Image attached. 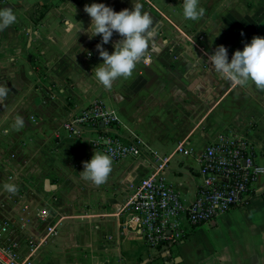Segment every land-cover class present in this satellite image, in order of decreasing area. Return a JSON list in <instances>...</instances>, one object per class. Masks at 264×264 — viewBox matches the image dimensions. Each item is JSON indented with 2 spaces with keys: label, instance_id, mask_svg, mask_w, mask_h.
Here are the masks:
<instances>
[{
  "label": "crops",
  "instance_id": "obj_1",
  "mask_svg": "<svg viewBox=\"0 0 264 264\" xmlns=\"http://www.w3.org/2000/svg\"><path fill=\"white\" fill-rule=\"evenodd\" d=\"M75 1L0 0V8L11 7L17 17L13 24L0 30V84L8 88L0 101V144L1 150L12 144L19 153L22 151L16 159H0V167L30 166L35 154L43 152L46 156L40 155L36 164L49 168L41 189L26 179L23 168H18L7 176V182L17 184L15 192L2 190L16 197L55 195L48 211L58 234L49 236L51 241L46 245L41 246L44 240L40 241L32 264H264V174L254 184L249 203L197 225L167 250L150 246L129 222L139 182L153 167L148 172L137 160L111 159V170L101 184L84 179L81 174L59 173L57 167L68 165L69 161L61 154L58 158L57 152L66 150L72 140H83L85 158L90 159L98 151L97 145L91 144L98 129H86L84 135L75 136L63 126L67 119L97 100L119 116L120 122L110 127L112 133L125 139L135 133L154 148L169 150L164 156L168 159L167 180L187 202L196 197L200 187L199 162L193 154L185 155L178 148L189 147L198 152L216 136L203 137L198 124L187 127V119L198 116L201 109L186 105L187 101H200L195 94L199 88L186 93L191 78L184 76L185 72L196 71V63L182 64L180 76L169 64L172 55L185 56L190 51L186 37L192 34L186 31L188 18L183 16V0H140L142 11L152 17L145 50L147 62L144 57L139 58L131 74L118 77L111 88L99 83L92 71L102 61L96 48L100 35L89 38L70 26L83 23L87 27L90 16L84 5L92 0ZM104 2L117 11L133 6L132 0ZM119 38L114 33L112 41ZM104 46L113 50L111 42ZM197 46L193 52H199ZM225 46L231 57L244 45L238 46L237 39L229 36ZM230 82L229 94H233L238 84ZM17 115L24 118L21 128L12 126ZM249 138L264 166V140L258 135ZM176 143L180 144L175 149ZM56 172L58 180L51 176ZM46 178L57 188L46 191ZM76 182H81L82 191ZM74 196L81 197V206L75 203ZM95 196L98 203L89 207L90 197ZM22 245V255L27 256L29 251L25 254Z\"/></svg>",
  "mask_w": 264,
  "mask_h": 264
},
{
  "label": "rangeland",
  "instance_id": "obj_2",
  "mask_svg": "<svg viewBox=\"0 0 264 264\" xmlns=\"http://www.w3.org/2000/svg\"><path fill=\"white\" fill-rule=\"evenodd\" d=\"M198 5L204 9L199 21L193 22L192 19L188 18L185 22L186 31L192 34L186 37V45L191 52L187 51L185 56L184 54H174L169 61L171 69L177 71L178 76L183 74L182 64L196 63V71L185 72L184 76L191 78V86L186 87V93L188 94L192 90L194 92L196 88H199L195 94H197L196 97L200 98V101H187L186 105L201 106V109L198 116L187 119V127L198 124L202 128L203 137H207V139L213 138L218 133L233 131L246 137L258 135L264 140V88H258L253 82L249 81L244 85L238 84L237 92L229 94L231 82L225 79L209 63V56L215 50L213 46L225 45L229 41V36L237 39L238 46L250 42L254 35L264 36V0H198ZM153 24L160 25L161 23L154 22ZM210 37H213V39ZM197 45L200 46L198 48L200 49L199 52H193L194 47H198ZM180 66H182L181 70H179ZM190 69H192V66ZM44 72L43 69L42 73ZM194 80H197L195 84L197 87H193ZM69 104L72 105L73 103L69 101ZM91 144L95 145L94 142ZM179 144L174 145L175 149ZM1 146L0 144V159L15 158L22 153V151L19 153L16 146L12 144L4 150H1ZM85 147L83 140L76 138L66 145V150L57 152L58 158L61 154L69 161L68 165L57 167L60 174H81L83 161L89 159L85 158ZM151 147L162 156H167L166 154L169 151L162 152L153 146ZM96 148L101 152L97 146ZM40 155L46 156L43 152H40L39 155L35 154L34 163L30 166L23 167L20 164L19 166L13 164L8 169L0 167V232L3 236L18 239L21 245H24L22 246L25 254L30 251L29 239H34L36 242L44 240L41 246L50 243L51 239L48 238L49 236L46 238V236L49 232V225L53 221L49 216L42 219L37 213L43 207L49 210L50 204L52 205L55 201V195L45 194L46 197L43 198L32 194L16 197L12 196V193L7 195L2 189H5L4 185L9 183L7 182L9 172H14L18 168H23L22 172L26 179H29L36 187L41 189L43 178L48 174L49 168L36 164L37 160L42 158ZM129 158L144 164L146 171H150L153 157L149 153H142L137 157ZM56 175L59 174L57 172L51 174L53 178L58 180ZM13 184L15 183L13 182ZM75 184L79 189L81 188V182ZM15 185L17 187V184ZM80 190L82 191V189ZM74 199L75 203L81 206L79 203L81 197L74 196ZM43 202L44 204H42ZM97 203L98 198L95 196L90 197V203L87 205L91 207Z\"/></svg>",
  "mask_w": 264,
  "mask_h": 264
},
{
  "label": "built area",
  "instance_id": "obj_3",
  "mask_svg": "<svg viewBox=\"0 0 264 264\" xmlns=\"http://www.w3.org/2000/svg\"><path fill=\"white\" fill-rule=\"evenodd\" d=\"M118 122L116 112L97 100L67 119L63 126L75 136L84 135L86 129H98L93 142L113 160L122 161L142 153L153 157V170L139 182L129 220L134 232L150 246L169 250L179 244L192 227L249 203L254 184L264 174L255 143L244 135L232 131L218 133L198 152L180 146L179 151L193 154L199 162L200 187L196 197L187 202L167 180L168 159L135 133L129 139L112 133L111 125ZM37 214L46 219L49 211L43 207ZM57 234V225L50 224L46 238ZM28 242L30 251L23 256L18 239L0 232V264H32V255L40 242L34 239Z\"/></svg>",
  "mask_w": 264,
  "mask_h": 264
},
{
  "label": "clouds",
  "instance_id": "obj_4",
  "mask_svg": "<svg viewBox=\"0 0 264 264\" xmlns=\"http://www.w3.org/2000/svg\"><path fill=\"white\" fill-rule=\"evenodd\" d=\"M132 5L131 8L124 7L117 11L104 0H92L84 5V11L90 16L87 27L83 23L70 25L78 34L84 32L89 38L100 35L96 48L102 61L92 71L96 80L105 88H111L118 77L131 74L139 58L144 57L147 62L145 50L151 35L149 27L152 25V17L147 11H142L140 0H132ZM203 13L204 9L199 7L198 0H183L185 18L196 20ZM16 18L11 7L0 8V30L13 24ZM114 33L119 34L120 38L112 41ZM109 42L113 45L111 52L104 46ZM209 63L233 83L244 85L251 81L256 87L264 88V36L254 35L242 49H236L230 59L227 47L224 44L217 45L209 56ZM7 91V85L0 84V101L7 95ZM12 126L23 127V116L17 115ZM111 167V156L95 150L90 159L83 161L80 173L84 179L101 184L106 180ZM4 188L15 192L16 185L7 183Z\"/></svg>",
  "mask_w": 264,
  "mask_h": 264
},
{
  "label": "water",
  "instance_id": "obj_5",
  "mask_svg": "<svg viewBox=\"0 0 264 264\" xmlns=\"http://www.w3.org/2000/svg\"><path fill=\"white\" fill-rule=\"evenodd\" d=\"M56 188H57V184L52 183L51 180H50V178H46V179H45V182H44V189H45L46 191H52V190H54V189H56ZM179 258H180V257H178L177 260H175V261H178Z\"/></svg>",
  "mask_w": 264,
  "mask_h": 264
},
{
  "label": "trees",
  "instance_id": "obj_6",
  "mask_svg": "<svg viewBox=\"0 0 264 264\" xmlns=\"http://www.w3.org/2000/svg\"><path fill=\"white\" fill-rule=\"evenodd\" d=\"M196 226H194L191 230H193ZM191 232V231H190ZM190 234V233H189Z\"/></svg>",
  "mask_w": 264,
  "mask_h": 264
}]
</instances>
